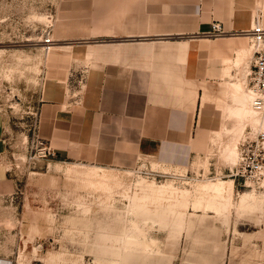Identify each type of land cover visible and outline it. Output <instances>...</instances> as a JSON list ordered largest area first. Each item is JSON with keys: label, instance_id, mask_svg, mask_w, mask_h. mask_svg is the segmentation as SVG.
Instances as JSON below:
<instances>
[{"label": "rangeland", "instance_id": "1", "mask_svg": "<svg viewBox=\"0 0 264 264\" xmlns=\"http://www.w3.org/2000/svg\"><path fill=\"white\" fill-rule=\"evenodd\" d=\"M63 2L0 0V122L13 181L0 194V259L264 264V171L252 179L237 175L248 148L264 162V111L256 123H241L231 115L236 102L227 92L233 82L251 94L252 33L239 35L235 54L244 50L245 57L216 84L205 124H195L189 145H167L127 165L62 160L45 155L38 125L43 102L60 93L68 104L82 89L84 63L59 82L49 70L54 52L66 42L61 38L86 32L85 8L70 15L80 21L66 25ZM90 11L92 32L104 36L103 23H115L131 10L124 0H96ZM47 34L54 40L50 50ZM228 147L235 153L228 155Z\"/></svg>", "mask_w": 264, "mask_h": 264}, {"label": "crops", "instance_id": "2", "mask_svg": "<svg viewBox=\"0 0 264 264\" xmlns=\"http://www.w3.org/2000/svg\"><path fill=\"white\" fill-rule=\"evenodd\" d=\"M129 12L92 32L88 17L96 0H64L62 12L85 8V34H67L49 62L55 82L83 65L82 89L66 104L56 94L39 109V137L62 160L127 165L152 157L167 145L187 146L195 124H205L216 84L244 58L236 53L242 32L256 18L264 26V0H124ZM118 12L114 16L117 18ZM68 19H70L68 21ZM214 21L220 36L207 32ZM234 58V59H233ZM228 73V74H229ZM228 82L227 92L230 86ZM6 142L0 122V194L13 188L5 166ZM0 264L9 261L0 259Z\"/></svg>", "mask_w": 264, "mask_h": 264}, {"label": "built area", "instance_id": "3", "mask_svg": "<svg viewBox=\"0 0 264 264\" xmlns=\"http://www.w3.org/2000/svg\"><path fill=\"white\" fill-rule=\"evenodd\" d=\"M254 44H256V56L254 58V69L250 71L249 91L253 94V106L259 111H264V26L257 20V23L251 28ZM224 33V28L219 21L211 24L207 35L211 37L220 36ZM54 45V40L47 34L45 38V46L50 50ZM264 138V136L262 135ZM45 155L54 156V151L49 144L44 143ZM246 149V148H245ZM243 149V150H245ZM242 156V160L237 170V175L246 179L259 177L264 171V162L261 155L256 151H250L249 148Z\"/></svg>", "mask_w": 264, "mask_h": 264}, {"label": "bare ground", "instance_id": "4", "mask_svg": "<svg viewBox=\"0 0 264 264\" xmlns=\"http://www.w3.org/2000/svg\"><path fill=\"white\" fill-rule=\"evenodd\" d=\"M229 94L230 96H232L233 100L236 102V105L230 108L231 115L236 116L239 119V121H241V123H244V124L248 120H250L252 124L256 123L259 120V116L261 112L263 111H259L254 108L252 93L250 94L248 91L244 89L243 86L239 85L238 83H233L230 86ZM231 147L227 148L228 155H232L235 153V150Z\"/></svg>", "mask_w": 264, "mask_h": 264}]
</instances>
